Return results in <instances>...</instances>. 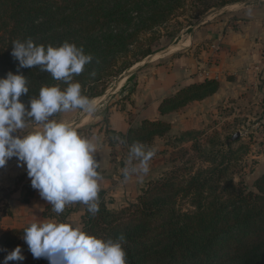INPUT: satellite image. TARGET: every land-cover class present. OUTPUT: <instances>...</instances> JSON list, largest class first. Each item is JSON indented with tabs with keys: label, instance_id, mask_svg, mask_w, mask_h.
Segmentation results:
<instances>
[{
	"label": "trees",
	"instance_id": "1",
	"mask_svg": "<svg viewBox=\"0 0 264 264\" xmlns=\"http://www.w3.org/2000/svg\"><path fill=\"white\" fill-rule=\"evenodd\" d=\"M240 1L244 0H0V78L8 72L17 73L18 61L11 55L14 41L31 38L45 48L67 41L93 56L84 71L73 77L82 94L92 101L103 96L124 72L160 51L161 43L176 38L184 26L180 19H186L189 31L211 9ZM19 73L28 80L29 93L20 97L26 107L44 86L67 87L39 66L20 68ZM219 88L213 79L190 83L163 99L158 113L164 116L201 102ZM169 129L162 120L143 119L125 134L113 133V138L106 136V130L105 137L110 150L113 144L129 150L134 142L149 147ZM198 136L197 131L177 136L176 143L191 142V148L172 158L166 171L147 182L135 199L119 210L108 208L102 189L95 215L81 203L79 228L102 239L123 235L127 264H264V173L250 188L241 180L235 183L233 169L243 146L234 151L231 146L235 141L215 137L201 145ZM25 177L27 172L16 184ZM28 186H24L23 203L33 194ZM49 209L45 207L44 218H48ZM73 211L69 208L65 213ZM23 232L0 233V249L4 250L0 262L20 246L25 259L9 264H49L44 258H33L20 239Z\"/></svg>",
	"mask_w": 264,
	"mask_h": 264
},
{
	"label": "clouds",
	"instance_id": "2",
	"mask_svg": "<svg viewBox=\"0 0 264 264\" xmlns=\"http://www.w3.org/2000/svg\"><path fill=\"white\" fill-rule=\"evenodd\" d=\"M11 55L18 61L17 73L8 72L0 78V168L15 157L26 166L31 187L53 206L54 212L62 213L67 205L80 202L95 215L99 211L102 179L97 171V145L70 124L50 119L56 113L75 109L96 111V105L82 94L80 83L73 82L93 56L67 41L59 47L45 48L31 38L14 41ZM36 66L67 87L61 90L58 84L44 86L26 107L20 97L29 93L28 80L19 69ZM29 122L41 130L21 135L20 130ZM154 155V150L134 142L122 169L125 178L137 174L142 179ZM23 240L34 259L44 258L49 264H127L123 235L102 239L67 223L37 221L24 229ZM24 259L17 246L0 264Z\"/></svg>",
	"mask_w": 264,
	"mask_h": 264
},
{
	"label": "crops",
	"instance_id": "3",
	"mask_svg": "<svg viewBox=\"0 0 264 264\" xmlns=\"http://www.w3.org/2000/svg\"><path fill=\"white\" fill-rule=\"evenodd\" d=\"M167 55L170 56L159 63H144L126 79V84L131 82V86H121L122 94L128 95L125 101L130 102L126 103L129 104L127 106L125 101H120L119 107L126 111L127 106L128 113L134 118L128 121L127 111L117 109L118 105L115 104L106 116L102 112L95 116L92 125L96 126L86 136L97 145V171L102 177L99 186L106 191L110 205L112 199L117 200L128 194H133L135 198L141 191L133 193L127 184L123 187L122 179L117 180L116 164L112 165L110 161L106 130L109 131L106 136L113 138V133L125 134L128 129L138 127L143 119L172 118V114L159 116V103L180 88L205 79L219 82L220 90L214 96L218 100L236 99L241 106L264 105V0H245L243 3L222 7L190 31L179 52H169ZM178 114L181 115V112ZM180 123L185 125L187 121L183 119ZM26 172V166L15 157L0 168V192L14 189L7 200L12 207V217H1L0 221L6 229L23 228L37 221L50 222L42 218L43 209L49 203L37 190L32 188L33 197L28 204L20 202L23 189L21 186L16 189L13 186L15 179ZM136 177L137 180L131 181L141 185V178ZM72 209L74 211L68 214L66 222L79 228L83 207L81 203L73 204Z\"/></svg>",
	"mask_w": 264,
	"mask_h": 264
},
{
	"label": "rangeland",
	"instance_id": "4",
	"mask_svg": "<svg viewBox=\"0 0 264 264\" xmlns=\"http://www.w3.org/2000/svg\"><path fill=\"white\" fill-rule=\"evenodd\" d=\"M239 3H243V1H240L236 4ZM221 9L222 8H213L208 11L199 19L196 25L192 26L189 31L187 21H185L186 19H180V21H183L184 26L182 31L177 34L176 38H174L170 43H161L160 51L149 56L142 62L133 66L128 71L124 72L119 78L112 81L103 96L92 100V102L96 105V111L94 113H86L80 109L71 110L63 113L55 120L70 124L81 135L86 137L87 131H91L92 128L96 126V124L92 125L95 116L98 115L100 112H102V114L106 116L108 110L111 109L115 104H117V109L120 108L121 111H127L128 116L126 117L128 121H131L134 116L128 113L129 111L127 110V106H129V104H126L129 103L130 100L125 101L128 95H123V91H120L121 86L126 84V79L129 77V75L131 73L136 72L138 68H141V66H143L144 63H159L160 61H162L163 58L170 56L167 55L169 52H172V54H174L175 52H179L186 38L190 34V31L203 21L215 15ZM126 85L131 86V82L127 83ZM214 96L209 97L201 102H194L197 104L192 103L188 106L181 108L176 112L169 113L172 114V118L170 119L159 118V120L168 123L170 129L169 132L162 139L155 138L152 144L148 147L149 149L155 151V155L149 161V172L146 175H143L142 179L140 180L141 185H135L134 183L136 182H132L133 180H137L135 179L137 178L136 176H138L137 174H132L129 178L126 179L122 172V169H124L127 164L129 150H124L120 146L113 144L110 150L112 151L110 161L112 165L116 164V171L118 177L117 180L120 181L122 179L121 182L124 188L127 184V186L132 189L133 193L136 191H141L147 184V182L160 176V174H162L169 168L170 160L172 158H179L183 153L182 151L189 150L192 145L191 142L181 144L176 143L174 141L177 136H179L182 132L186 131L199 132L200 136H198V142L201 145L206 143V141H208L209 139L213 141V137L217 138L218 141H223L224 139H227L228 142H231L230 139L237 133H239L240 136L235 140V143H233V145L231 146L232 150L234 151L243 146L241 151L238 153V162L233 169L234 182L237 183L239 180H241L246 187H251L252 182L264 173V105L260 103L252 106H241L236 99L221 101ZM120 101H125V104L127 105L126 111L122 107H119L121 103ZM196 106H198L197 109ZM201 106L204 107L199 108ZM185 109L192 110V112L187 111L186 113L184 111ZM179 112H181V115L178 114ZM85 118L86 120L83 121V119ZM183 119L187 121V124L185 123V125H182L180 123V121L182 122ZM38 130H41L38 125L27 124L24 129L20 130V134L24 135L29 132ZM170 144L173 145L171 146ZM134 163L138 162L134 161ZM18 178L19 176L15 179L13 187L15 189L20 186L22 187L23 194L20 202L22 204H28L29 202L23 203V195L25 193L24 186L26 184H30V186H28V189L30 192L33 193L31 187V180L29 177H25L19 184H16ZM13 191L14 189L8 188L0 192V221L3 217H12V207H10V203H8L7 200L9 199ZM134 199L135 198H133V194L124 195V197H120L117 200L112 199L111 205L108 204V206L112 210H119L121 207L127 204L126 202L128 200ZM47 206H50V209L47 211L48 218H44L42 215L43 219H45L46 221L48 220L50 222L67 223L66 218L68 217V215H66L65 212L69 208H72V204L67 205L62 213L54 212L51 204H48ZM52 216L54 218H49ZM28 226L30 225L19 229H6V226L0 224V233L11 230H15L17 232L22 233L24 229ZM22 235L20 236V239L23 240Z\"/></svg>",
	"mask_w": 264,
	"mask_h": 264
},
{
	"label": "water",
	"instance_id": "5",
	"mask_svg": "<svg viewBox=\"0 0 264 264\" xmlns=\"http://www.w3.org/2000/svg\"><path fill=\"white\" fill-rule=\"evenodd\" d=\"M239 136H240V134L237 133L235 136H233V137L230 139V141H231V142H232V141H235Z\"/></svg>",
	"mask_w": 264,
	"mask_h": 264
}]
</instances>
